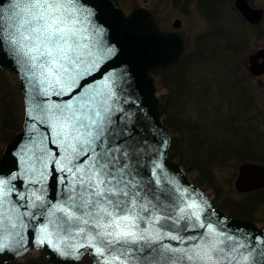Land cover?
I'll return each instance as SVG.
<instances>
[{"label":"snow or ice","instance_id":"1","mask_svg":"<svg viewBox=\"0 0 264 264\" xmlns=\"http://www.w3.org/2000/svg\"><path fill=\"white\" fill-rule=\"evenodd\" d=\"M90 14L82 0H0V56L11 57L27 85L17 155L38 185L29 194L13 183L19 172L0 176V251L31 226L35 243L74 260L90 251L95 264H264V240L237 238L213 212L202 217L207 205L193 189L171 179L161 186L158 157L142 164L146 148L117 141L116 125L127 119L124 78L109 71L88 79L113 53L96 50ZM142 167L151 170L147 183ZM50 174L62 185L58 202L45 200ZM25 217L42 218L38 232Z\"/></svg>","mask_w":264,"mask_h":264},{"label":"water","instance_id":"2","mask_svg":"<svg viewBox=\"0 0 264 264\" xmlns=\"http://www.w3.org/2000/svg\"><path fill=\"white\" fill-rule=\"evenodd\" d=\"M82 3L91 13L88 25L90 30H99L100 32L96 37V40L99 41L96 50L99 51L105 47L113 49V53L105 58L99 70L94 71V74L88 79L98 81L102 74L109 71L124 78L120 106L127 113V119L116 125L117 141L126 143L133 150L137 146L146 148L147 154L140 157L142 164H146L149 157H158L163 165L162 170H157V174L161 176V186L168 187L164 181L171 179L181 186L193 189L196 198H202L207 205L202 217L213 212L217 216L223 217L220 226L237 238L255 240L256 237H259L264 240V229L258 228L252 222L229 218L223 212L212 208L205 193L191 183L178 163L168 157L171 135L169 129L161 122L155 79L151 73L155 70H167L178 64L184 47L182 38L177 33L161 31L151 12L146 9H134L126 15L120 8L114 6L111 0H82ZM0 70H7L17 76L24 110L22 130L5 145L0 157V176L19 172L20 178L13 183L16 184L19 191L30 194V190L38 185L28 183L23 173V165L17 155L20 152V145L26 141L25 88L27 85L22 70L11 57L0 56ZM250 71L255 75L263 73L264 61L261 64H256L255 60H252ZM117 91L121 92V89L118 88ZM121 129L124 130L122 135L120 134ZM139 171L147 183L151 178L150 167H142ZM44 187L46 189L45 200L58 202L62 185H59L51 174L44 181ZM233 187L240 194L264 189V167L252 163L242 164L238 168ZM18 203L25 202L18 201ZM21 211L24 209L21 208ZM28 211L39 212L41 209L29 208ZM215 218L214 216L213 219ZM41 219L24 218L25 223L37 226V232ZM22 231L23 239L19 244L13 243L7 249L0 251V264L12 262L33 250L42 251L47 264H78L85 256H88L89 264H95V259L90 251L81 249L82 254L74 260L70 256H61L47 245L35 243L32 239L33 229L31 226ZM197 231L202 230L197 229ZM193 234L192 230L182 233L186 236ZM164 242L174 246L177 243L168 240Z\"/></svg>","mask_w":264,"mask_h":264},{"label":"rangeland","instance_id":"3","mask_svg":"<svg viewBox=\"0 0 264 264\" xmlns=\"http://www.w3.org/2000/svg\"><path fill=\"white\" fill-rule=\"evenodd\" d=\"M115 2L125 14H129L138 7L145 8L149 12H158L157 16L162 18L164 30H172L173 21L180 20L177 31L184 35L187 42L186 57L172 72L155 76L157 96H163V106H165L163 118L173 126L176 135L173 149L174 160L186 166L185 168L191 172V178L206 188V194L210 195L217 207L223 210L245 212L246 210L236 209L238 206L235 203H237L241 204L242 208L251 206L250 215L264 217V192L246 197L237 194L234 190L233 181L238 166L236 157L221 161V156L218 155L220 151H218L211 167L214 179L211 174L203 175L200 169L204 159L210 155L211 148L215 151L226 148L227 150L224 151L229 153L228 149L238 143V139L245 137V134L249 135L247 143L250 145L251 152L257 153L253 158L258 160L256 155H264V128L260 126L264 121V89L256 88L257 113L254 119L246 120L253 112L252 98H248L250 109H245L243 104L240 107L236 104L238 98L233 84V61L216 56L219 54L217 43L208 46L209 42L200 41V45H196L198 38L203 40L206 26L201 15H197L195 5H191L189 12L186 13L174 8L172 0H115ZM209 30L211 32L210 28ZM252 45H255V42L252 41ZM205 48L207 54L203 50ZM204 54L206 55L203 57ZM174 74L177 75L173 77ZM10 103L17 104V110L14 112L13 109L12 112L15 121L20 123L23 119V108L18 79L8 71H1L0 117L6 118V113L11 117L1 119L5 122H13L9 112ZM12 125L14 128L15 123L13 122ZM239 126L240 131L245 133L235 131ZM1 136L0 132V140ZM3 148L4 144L0 143V151ZM190 165L193 168L189 167ZM256 201L258 202L255 203ZM240 216L244 217L245 214Z\"/></svg>","mask_w":264,"mask_h":264},{"label":"flooded vegetation","instance_id":"4","mask_svg":"<svg viewBox=\"0 0 264 264\" xmlns=\"http://www.w3.org/2000/svg\"><path fill=\"white\" fill-rule=\"evenodd\" d=\"M172 4L177 10L186 13L189 12L191 5H195V9L198 12L197 15H201L206 26V32L202 37L203 40L198 38L196 45H200V41L203 43L209 42L208 46L217 43L219 45V48H217L219 54L216 56H220L221 59L226 57V59L233 61V84L237 91L236 97L238 98L236 104L239 107L243 104L245 109H250L251 106L248 104V98H252L251 109L253 112L246 120L254 119L258 109L255 100V90L256 88L264 89V72L255 75L250 71V66L252 60H255L256 64H261L264 61V0L261 2H257L256 0H172ZM151 12L160 29L179 34L183 39L186 49H188L184 35L177 31L180 27L179 19L173 21L172 30H164L162 18L157 16L158 12ZM175 25L178 27L175 28ZM209 28L211 32H209ZM213 30L216 31L214 32ZM260 40L263 42H258ZM252 41L255 42V45H252ZM203 50L207 54V49ZM206 54L202 56L204 57ZM260 126L262 129L264 128V121H262ZM235 131L237 133H245L240 131V126ZM248 140L249 135L245 134V137L238 139V143H235L233 146L234 157L238 159L237 171L239 166L245 163L258 164L264 167V155L258 154L256 155L258 156V160L254 159L253 157L257 153L251 152L250 145L247 143ZM262 192H264V189L239 195L247 197ZM212 206L225 213L229 218L249 221L257 227L264 229V217H254L249 214L243 217L240 216L241 214L234 212V210H223L213 203ZM41 259H44L42 252L32 251L8 264H34L36 262L43 264V260Z\"/></svg>","mask_w":264,"mask_h":264},{"label":"trees","instance_id":"5","mask_svg":"<svg viewBox=\"0 0 264 264\" xmlns=\"http://www.w3.org/2000/svg\"><path fill=\"white\" fill-rule=\"evenodd\" d=\"M113 2H114V4L115 5H117L116 4V2H115V0H112ZM173 70H175V69H171V70H156V71H153L152 72V75L155 77L156 75H159V74H168L167 72H172ZM181 71V70H180ZM1 72V71H0ZM178 72V71H177ZM177 74H174V75H172L173 77H175ZM190 91L191 90H193V89H189ZM159 104H160V115H161V119H162V122H163V124H164V126H166V127H168L169 129H170V131H171V145H170V149H169V152H168V156H169V158L171 159V160H174V158H175V155L173 154L174 153V151H173V149H174V144H175V142H176V135H175V131H174V128H173V126L172 125H170L169 124V121H167V119H164L163 118V114H164V112H163V107H165V106H163V96L162 97H159ZM17 104H13V103H10V110H9V112H10V115L12 116V118H13V122L15 123V126H14V128H13V125H12V123L13 122H5L4 120H1V119H7V118H11V117H9L8 115H7V113H6V118H2V117H0V132H1V140H0V143H2V144H6L14 135H16L20 130H21V126H22V119H21V121H20V123L19 122H17V121H15V118H14V116H13V112H12V110L14 109V112L17 110ZM7 110V109H6ZM190 144L191 145H193V143L192 142H190ZM194 146V145H193ZM202 146V145H201ZM201 146H200V149H201ZM195 147V146H194ZM198 148V147H197ZM223 148V147H222ZM224 150H227L226 148H223V149H218V150H216L215 151V149H210V155H208L207 157H206V159H204V161H203V163H202V165H201V173L203 174V175H205V176H207L208 174H211L212 175V171H211V167H212V165H213V162L216 160V155H217V153H218V151H220V153H218V155H220L221 157H220V159H222L221 161H223L224 159H231V158H233L234 157V152H233V147L232 148H229L228 149V151H229V153H226ZM176 153V152H175ZM177 154V153H176ZM1 155H2V149H1V151H0V157H1ZM174 161H176L178 164H180L181 166H182V168L184 169V171H185V173L188 175V177H189V179H190V181L194 184V185H196L197 187H199L200 189H202L204 192H207L206 191V188L203 186V185H201L198 181H196L195 179H192L191 178V172L188 170V169H186L185 167V165H183L180 161H177V160H174ZM198 161V160H197ZM190 164H193V163H190ZM189 167H191V168H193V166L192 165H190ZM212 178L214 179L215 178V176H214V174L212 175ZM205 180V179H204ZM215 181V180H214ZM215 183H216V181H215ZM208 196L210 197V195L208 194ZM258 201H256L255 203H257ZM212 203L214 204V201H212ZM235 205H237L238 206V208H236L237 210H246L245 212H243V213H241V212H238V211H236V210H234V212H237V213H239V214H247V213H249V215H250V212H251V209H249V208H251V206H248V207H243L242 208V206H240L239 204H237V203H235ZM236 216H238V215H236ZM43 264H46V262L44 261V259H43ZM80 264H89V262H88V258L87 257H85L84 258V260H82L81 262H80Z\"/></svg>","mask_w":264,"mask_h":264}]
</instances>
